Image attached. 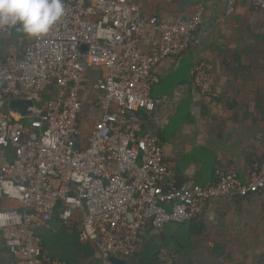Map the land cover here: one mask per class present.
<instances>
[{
  "label": "built area",
  "instance_id": "2783aa9c",
  "mask_svg": "<svg viewBox=\"0 0 264 264\" xmlns=\"http://www.w3.org/2000/svg\"><path fill=\"white\" fill-rule=\"evenodd\" d=\"M239 1L228 0L230 11ZM64 2L66 14L48 35H24L22 58L0 54L3 97L34 103L26 115L0 105V147L14 152L0 168V198L23 206L0 208L11 264H64L37 233L55 221L78 219L85 240L109 264L135 254L144 227L194 221L212 200L264 190V157L245 179L230 171L213 185L177 187L160 138L145 129L158 68L190 49L205 0L188 21L147 17L133 0ZM252 6L264 12V0ZM17 30L0 26V39ZM193 84L215 98L214 65L199 62ZM52 88L56 96L44 102Z\"/></svg>",
  "mask_w": 264,
  "mask_h": 264
},
{
  "label": "crops",
  "instance_id": "0c3cea01",
  "mask_svg": "<svg viewBox=\"0 0 264 264\" xmlns=\"http://www.w3.org/2000/svg\"><path fill=\"white\" fill-rule=\"evenodd\" d=\"M253 1L240 0L230 11L228 0H205L204 23L190 49L158 68L160 82L152 90L155 109L143 117L145 129L161 140L177 187L213 185L230 171L245 179L264 157V12L255 10ZM133 2L147 17L188 21L198 0ZM24 35L17 30L0 39V54L22 58ZM201 61L214 65L215 98L203 96L193 84ZM9 103L0 86V105L12 110ZM13 159L11 148L0 147V168ZM4 207L12 209L15 203L0 198V208ZM79 225L55 221L37 233L49 256L64 264H103L89 242L73 235ZM181 230L186 231L185 240L179 239ZM48 235L65 237L73 250L76 244L74 251L81 252L86 263L53 254L45 239ZM123 260L129 264H258L264 260V190L212 200L194 221L168 224L161 231L144 227L135 254ZM11 263L0 236V264Z\"/></svg>",
  "mask_w": 264,
  "mask_h": 264
},
{
  "label": "clouds",
  "instance_id": "9594fccd",
  "mask_svg": "<svg viewBox=\"0 0 264 264\" xmlns=\"http://www.w3.org/2000/svg\"><path fill=\"white\" fill-rule=\"evenodd\" d=\"M65 14L64 0H0V26H15L30 39L48 35Z\"/></svg>",
  "mask_w": 264,
  "mask_h": 264
},
{
  "label": "rangeland",
  "instance_id": "374dc122",
  "mask_svg": "<svg viewBox=\"0 0 264 264\" xmlns=\"http://www.w3.org/2000/svg\"><path fill=\"white\" fill-rule=\"evenodd\" d=\"M86 112L88 114V112H89L88 108L86 109ZM85 116H86V114H85ZM86 117L87 118H85V122H86L85 130L89 131L90 128H91V122L90 121H92V120H90L91 119V115H88ZM77 222H79V224H80V221L78 219H77ZM169 225L172 226V224H169ZM167 229L168 228L166 227L165 231H164V234H163L165 239L167 238V232H168ZM73 231H74L73 235H75L77 237V239L82 240V241H86L85 238H84V235H83V232H82V229H81L80 225H79V227L78 226L74 227ZM180 232L181 233H179V239L185 240L186 231L181 230ZM45 239H48V249L53 254L58 255L60 257H63L67 261H70V260L74 261V259L79 258L80 262L86 263V259L84 258L85 256L81 252L74 251V250H77V245L74 244V250H73L71 248V243H69V241L67 239H65V237H62L60 235H56L54 237V239H53V237L50 238V236L48 235L47 237H45ZM89 245L92 247V249H94L98 260L101 262V257L99 255V253H97L98 251H96L94 245L91 244V243H89ZM70 249H72V250H70Z\"/></svg>",
  "mask_w": 264,
  "mask_h": 264
},
{
  "label": "water",
  "instance_id": "95a60500",
  "mask_svg": "<svg viewBox=\"0 0 264 264\" xmlns=\"http://www.w3.org/2000/svg\"><path fill=\"white\" fill-rule=\"evenodd\" d=\"M33 106H34V103L32 101L12 100L9 103V108L12 110L19 111L21 115L28 114V109ZM109 263L110 264H129L127 261L123 259H117V258H110Z\"/></svg>",
  "mask_w": 264,
  "mask_h": 264
},
{
  "label": "trees",
  "instance_id": "16d2710c",
  "mask_svg": "<svg viewBox=\"0 0 264 264\" xmlns=\"http://www.w3.org/2000/svg\"><path fill=\"white\" fill-rule=\"evenodd\" d=\"M56 94H57L56 88H52L50 93L44 94V97H43L44 102L54 98ZM12 209L23 210V206L20 204H15V207H13Z\"/></svg>",
  "mask_w": 264,
  "mask_h": 264
}]
</instances>
